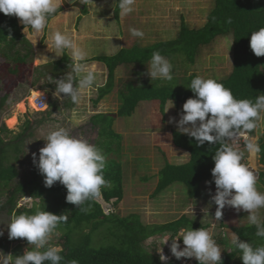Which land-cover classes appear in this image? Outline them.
Instances as JSON below:
<instances>
[{"label":"trees","instance_id":"obj_1","mask_svg":"<svg viewBox=\"0 0 264 264\" xmlns=\"http://www.w3.org/2000/svg\"><path fill=\"white\" fill-rule=\"evenodd\" d=\"M213 1L214 7L207 21L199 29L191 28L183 18L174 39L148 46L135 43L130 48H122L115 55H103L87 60L102 63L107 69V81L104 86L98 88L95 106L114 91L119 67L138 66L143 70L133 71L136 80L130 79L119 91L118 117H132L142 102L158 103L163 116L168 105L173 107L176 113L181 114L187 99L195 98V94L188 88L191 80L200 75L192 73L184 77L173 76L171 81L161 79L151 81V78H141L146 71L145 67L149 64L152 53L157 51L166 59L174 60L175 57H179L187 66H194L202 50L219 38H230L233 41V69L229 75L215 80L230 89L236 99H249L255 102L257 96L264 95V56L257 57L250 48L251 33L264 27V0ZM61 10L62 8H59L48 21L55 18ZM83 11H87L86 6ZM119 11L116 4V21H119ZM229 18L231 23L227 22ZM21 30L17 17L0 12V56L15 65L11 70L13 73L17 72V66L33 63L34 58V48ZM70 63V55L65 50L60 60L37 67L35 73L46 78V83L40 89L48 93L55 92L56 85L49 78H63L70 71L68 68ZM40 77H35L33 84L40 82L42 80ZM7 99V96L1 99L0 112ZM50 114L51 112L48 113ZM41 122L44 120H40ZM115 122L113 114L100 113L91 118L92 127L97 131L94 145L106 157L104 178L110 181V186L103 187L98 198L114 207L118 206L125 196L124 167L120 160L123 136L114 129ZM27 126L30 128V122ZM11 133L4 124L0 126V212L6 211L9 215H32L37 211H48L66 215L67 221L60 222L54 233L61 234L60 254L64 257L61 264H70L72 260L78 261V264H165L161 261L160 254L147 250L146 246L151 239L169 236L168 244L171 245V239L177 238L181 229L192 227L194 230L200 228L208 230L211 227L210 223L201 222L198 217L187 214L172 222L153 225L144 223L141 216L136 213L128 216H120L116 212L107 214L97 201L98 198L85 202L82 207L86 211H80L77 205L66 202L67 188L64 185L59 183L51 188L45 186L44 176L34 163L28 174L22 176L19 165L24 154V140L21 139L23 134L16 139H9ZM171 135L172 143L186 152L189 159L186 163L176 165L164 157L165 165L157 173L158 182L152 197L165 193L175 184L183 185L191 199L202 196L204 184L216 188L212 176V169L215 166L213 157L221 145L205 142L201 146L195 138L175 130ZM246 135L257 138L260 147L259 164L264 166V125L260 130L258 124ZM258 177L264 187V171H259ZM146 180L149 181V178H144V181ZM25 197L34 200L32 208L19 207V201ZM1 198H5L4 203L1 202ZM221 227L225 228L226 225L222 223ZM233 232L241 241L252 244L253 247L264 244V238L256 236L255 226L245 224L234 227ZM15 240L28 246L30 250L33 248L25 238ZM178 242L183 244L182 237ZM215 242L222 251L220 264H243L240 251L228 242L225 234L216 236ZM0 246L8 250V246L3 242ZM21 255L23 252L19 245L15 257ZM194 264H199V261H194Z\"/></svg>","mask_w":264,"mask_h":264},{"label":"rangeland","instance_id":"obj_2","mask_svg":"<svg viewBox=\"0 0 264 264\" xmlns=\"http://www.w3.org/2000/svg\"><path fill=\"white\" fill-rule=\"evenodd\" d=\"M64 0H57V10L62 8L59 14L48 21V26L40 33L31 30L24 32V25L17 18L18 25L22 27L21 32L30 41L34 48L33 63L17 66V72H11L15 65L8 63L0 56V101L7 96V102L0 112V126L3 124L12 133L9 139H16L20 134L23 142L21 164L19 165L22 176L28 174L33 165V153L39 158V150L45 146L44 140L47 134L63 127L70 131L76 138H82L94 144L97 139V131L92 127L91 118L95 114H113L116 122L114 129L123 136V151L120 160L124 167L125 196L124 199L114 207L104 202L102 198L97 201L102 205L105 213L116 212L120 216L138 214L146 224H165L172 222L187 214L198 217L201 222L210 223L208 229L213 239L224 235L231 243L230 233L234 227L249 224L248 212L243 210L237 212L234 207L225 206L220 221L215 219L217 205L212 197L216 194V188L206 184L202 186V196L191 199L187 189L181 184H175L165 193L153 198L152 195L158 182V171L165 165L164 157L171 164L180 165L189 159L188 154L177 148L172 143L171 132L179 131L176 122L181 114L176 113L170 105L163 116L160 106L156 102H142L132 117L119 118L117 113L120 106L119 91L130 79H135L133 71H142L138 66H121L116 72V86L114 91L102 100L97 106L94 100L98 97V88L104 86L107 81V69L99 62H87L93 66L98 73L99 86L86 92L81 103L74 105L70 97L60 98L54 96V92L40 89L46 78L35 73V69L51 62L60 60L63 52L56 55L48 50L45 43L52 31H67L73 35L77 43L89 52L88 60L98 56H111L118 53L122 48H130L135 43L148 46L159 41L174 39L182 24V19L194 29L203 27L209 13L214 7L213 0H136L134 11L119 21L115 20V0H95V4L86 5V12L77 6H63ZM70 1V0H66ZM131 28L143 31V38L133 37ZM34 41H37L36 45ZM233 41L228 38H219L212 45L205 47L194 66H187L182 58L175 57L174 60L167 59L172 65L171 75L184 77L197 73L208 79L222 78L229 75L233 69ZM68 53V52H67ZM69 54V53H68ZM42 56H48L47 60H40ZM147 65L142 79L150 78L147 75ZM42 80L37 84L34 78ZM35 92L39 95L35 96ZM34 94V95H33ZM46 94L49 102L43 111L35 108V98ZM55 104V105H54ZM166 108V109H167ZM51 112L50 115L48 113ZM75 113V115H74ZM258 122L261 130L264 125V113ZM15 118L14 123H10ZM10 120V121H9ZM40 120L44 122L40 123ZM30 122V128L27 124ZM190 126V125H189ZM28 128V129H27ZM180 132V131H179ZM257 143V138H253ZM232 146L244 153L242 163L250 166L254 172L264 171V166L259 164L258 154L250 157L245 148L243 138L231 142ZM164 153V154H163ZM113 158H118L113 156ZM149 181H144V178ZM258 177V176H257ZM259 178V177H258ZM57 181L55 184H59ZM54 184V185H55ZM258 191L264 193V187L257 179ZM5 198H1L4 203ZM33 199L25 197L19 201V207L30 209ZM37 202V201H36ZM12 215L6 211L0 212V243L8 246L6 251L0 246V264L6 255L15 257L16 248L20 245L22 252L28 248L15 239H9L8 224ZM260 216L264 219V208L260 210ZM222 223L226 225L222 228ZM60 235L53 234L49 244L60 246ZM165 238V237H164ZM164 238L151 239L146 246L150 252H157L161 256H168L166 263L172 264H194L196 258H181L177 260L170 251V245H164ZM169 239V236H167ZM181 250L185 247L180 244ZM34 247V246H32ZM61 247V246H60ZM155 247V248H154ZM62 248V247H61ZM30 250V248H29Z\"/></svg>","mask_w":264,"mask_h":264},{"label":"clouds","instance_id":"obj_3","mask_svg":"<svg viewBox=\"0 0 264 264\" xmlns=\"http://www.w3.org/2000/svg\"><path fill=\"white\" fill-rule=\"evenodd\" d=\"M78 2L85 6L95 4V0ZM135 3L136 0H115L120 17L132 13ZM0 12L19 18L26 34L29 30L40 33L48 26L49 17L57 12V0H0ZM227 22L231 23V19ZM129 31L133 37L144 36L143 31L137 28ZM45 44L56 55L65 50L69 53L70 71L61 79H49L56 85L54 96L60 98L64 94L63 97H70L72 103L78 106L88 90L99 86L97 71L87 63L89 52L66 30L52 31ZM250 48L257 57L264 56V27L251 33ZM47 58L42 56L38 59ZM147 66V75L151 81L173 79L172 65L158 51L152 53ZM188 88L195 94V98L187 99L179 121L173 117L172 122L177 123L181 133L195 138L201 146L205 142L221 145L213 157L215 166L212 169L216 185V194L212 199L218 206L215 219H222L225 206L234 207L237 212L243 210L249 213L246 218L249 225L255 226L256 236L264 238V219L260 216V210L264 208V193L257 189V174L250 166L242 163L244 153L231 144L243 138L250 157L260 152L259 145L246 133L254 130L262 119L264 95L257 96L255 102L236 99L222 83L200 76L193 78ZM44 140L46 144L39 150L38 161L36 153H33V163L44 176L45 186L51 188L59 181L67 188L66 202L77 205L80 211H86L82 207L85 202L95 200L103 187L110 186L103 171L106 168V157L96 145L72 136L63 127L50 131ZM62 221H67L66 215L48 211H37L32 215L13 214L8 224L9 239L25 238L29 246L34 247L31 250L28 247L21 256L6 255L2 264H61L64 259L60 254L62 248L51 246L49 241ZM3 234L0 231V236ZM230 236L231 244L241 253L243 264H264V244L253 247L241 241L236 233H230ZM181 237L185 245L183 250L178 242ZM171 240L170 251L177 260L194 257L199 264H220L222 261L221 248L204 228L181 229L178 237ZM168 241L165 236L164 245ZM160 259L165 264L169 260L168 256L163 255V250ZM70 264H78V261L72 260Z\"/></svg>","mask_w":264,"mask_h":264},{"label":"built area","instance_id":"obj_4","mask_svg":"<svg viewBox=\"0 0 264 264\" xmlns=\"http://www.w3.org/2000/svg\"><path fill=\"white\" fill-rule=\"evenodd\" d=\"M48 103V97L46 95H42L38 97L35 101V105L38 110L45 109L46 104Z\"/></svg>","mask_w":264,"mask_h":264},{"label":"water","instance_id":"obj_5","mask_svg":"<svg viewBox=\"0 0 264 264\" xmlns=\"http://www.w3.org/2000/svg\"><path fill=\"white\" fill-rule=\"evenodd\" d=\"M63 6H65V7H69V6H77V7H80L82 10H84V8H85V4H80L79 2H78V0H70V1H66V0H64L63 1ZM256 174H257V176H259V172H255Z\"/></svg>","mask_w":264,"mask_h":264},{"label":"bare ground","instance_id":"obj_6","mask_svg":"<svg viewBox=\"0 0 264 264\" xmlns=\"http://www.w3.org/2000/svg\"><path fill=\"white\" fill-rule=\"evenodd\" d=\"M34 95V94H33ZM37 95H39V93H36L35 92V96H37ZM10 121V120H9ZM15 122V118H13L12 120H11V122L10 123H14Z\"/></svg>","mask_w":264,"mask_h":264},{"label":"flooded vegetation","instance_id":"obj_7","mask_svg":"<svg viewBox=\"0 0 264 264\" xmlns=\"http://www.w3.org/2000/svg\"><path fill=\"white\" fill-rule=\"evenodd\" d=\"M82 5V4H81ZM74 6V5H73Z\"/></svg>","mask_w":264,"mask_h":264},{"label":"crops","instance_id":"obj_8","mask_svg":"<svg viewBox=\"0 0 264 264\" xmlns=\"http://www.w3.org/2000/svg\"><path fill=\"white\" fill-rule=\"evenodd\" d=\"M259 157V156H258Z\"/></svg>","mask_w":264,"mask_h":264}]
</instances>
